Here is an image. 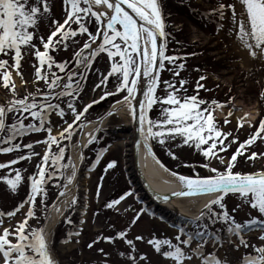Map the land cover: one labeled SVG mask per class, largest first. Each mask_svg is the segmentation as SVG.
Here are the masks:
<instances>
[{"label":"rangeland","instance_id":"rangeland-1","mask_svg":"<svg viewBox=\"0 0 264 264\" xmlns=\"http://www.w3.org/2000/svg\"><path fill=\"white\" fill-rule=\"evenodd\" d=\"M88 1L103 3L0 0V264H47L40 228L69 178L79 126L120 100L136 73L114 30L89 60L102 23ZM160 4L167 60L150 112L153 146L181 174H224L229 153L264 128V0ZM67 74L60 93L39 95ZM262 133L234 173L264 170ZM124 136L110 124L86 148L81 189L52 235L57 264H264V192L227 195L198 219L148 212L109 153Z\"/></svg>","mask_w":264,"mask_h":264},{"label":"bare ground","instance_id":"bare-ground-1","mask_svg":"<svg viewBox=\"0 0 264 264\" xmlns=\"http://www.w3.org/2000/svg\"><path fill=\"white\" fill-rule=\"evenodd\" d=\"M142 19L151 26L162 27L163 18L159 0H124ZM94 13L101 20L103 29L111 28L120 37H122L134 50L137 44V24L125 13L114 9L111 5L104 2L100 4L92 3ZM121 24L120 29L115 27V23ZM100 41V40H99ZM99 41L92 44V48L96 47ZM147 46V68L150 69L155 55V45L150 33L145 36ZM136 85V74L133 75L128 90L125 95L109 106V110H113L111 116L107 119L91 120L81 124L78 134V140L70 146L71 169L68 172L69 178L66 181L62 192L59 196V202L56 209L50 214L48 220L41 226V246L47 257V264H57V258L52 256V235L58 222L65 216L70 204L75 200L79 189L82 185V177L78 174V168L81 160L80 149L100 130L106 128L110 124L120 128L125 133V138L112 145L109 153L115 154L116 158L126 171L128 177L134 179V183L139 185L136 172L133 167V131H132V101ZM152 94L144 101L142 109V136L144 139L151 138V130L149 124V113ZM236 105L240 106L239 103ZM241 107V106H240ZM221 112H218L220 115ZM252 121L255 116L247 115ZM139 168L143 180L151 186L155 191L168 193L175 191L177 186L167 180L161 173L160 163L156 162L145 145L141 143L139 151ZM138 187V186H137ZM220 198L217 192L198 194L193 196H184L175 198L172 201L163 204L161 208L167 209L170 216H179L185 219L199 218L206 208ZM142 199V195L140 196ZM56 201V200H55ZM148 211L151 213H162L163 210L157 209L147 199L142 200ZM172 213V214H171ZM232 264L231 262H229Z\"/></svg>","mask_w":264,"mask_h":264},{"label":"water","instance_id":"water-1","mask_svg":"<svg viewBox=\"0 0 264 264\" xmlns=\"http://www.w3.org/2000/svg\"><path fill=\"white\" fill-rule=\"evenodd\" d=\"M111 5L114 9L121 11L128 15L137 24V44H136V56H137V71H136V85L132 101V131H133V167L136 172L139 185H137V191L141 193L142 199H147L151 204H154L157 209H161L163 204L172 201L175 198L184 196H193L198 194L217 192L220 197L233 191L241 189H259L264 188V171L251 172V173H234L223 174L209 177H195L185 174H181L171 170L167 167L161 159L158 157L154 150L151 138L142 136V109L144 101L153 94L160 71L161 63L165 53V32L164 28L151 26L144 19H142L137 13L124 1V0H104ZM145 32L150 33L154 45L155 55L153 63L150 69L147 68V46L145 41ZM105 37V32L102 36V41ZM93 51L91 52V55ZM57 93V92H56ZM113 110L107 111L101 118V120L107 119L112 114ZM98 119V120H99ZM92 141L89 140L87 144ZM141 143H143L146 149L156 162L160 163V169L162 175L175 184L177 189L172 192L162 193L155 191L149 186L142 177L139 168V151ZM86 144V145H87ZM86 145L81 148V155L84 156ZM61 194V193H60ZM59 194V196H60ZM59 196L52 204L50 212L46 218L48 220L50 214L56 209L59 202ZM208 208V207H207ZM53 258L55 257L54 251H52Z\"/></svg>","mask_w":264,"mask_h":264},{"label":"trees","instance_id":"trees-1","mask_svg":"<svg viewBox=\"0 0 264 264\" xmlns=\"http://www.w3.org/2000/svg\"><path fill=\"white\" fill-rule=\"evenodd\" d=\"M182 52H180V54H177L178 58H183L185 57L186 55L183 54L185 52L184 48H180ZM167 60V57H165V60L164 62ZM164 63H163V69H164ZM156 97V95H155ZM154 97V101H153V104L154 102L156 101ZM153 107V105H152ZM263 125H260L258 126V124H256L254 126V128L252 129L251 133L243 140L241 141V143L234 148V150L229 153V159H230V163L228 165V168H227V171L225 173H232L234 171L231 170L232 167H235V163H237L241 157H242V154L244 152H247V154H251V151H248V147L251 146V144L256 141L258 139V137H260L261 134H263ZM244 150V151H243ZM243 151V152H242ZM254 153V151H252ZM243 193H254V194H258V193H261V192H264V188L262 189H259V190H254V189H251V190H245V191H242Z\"/></svg>","mask_w":264,"mask_h":264}]
</instances>
